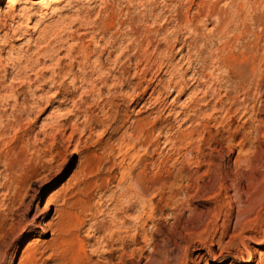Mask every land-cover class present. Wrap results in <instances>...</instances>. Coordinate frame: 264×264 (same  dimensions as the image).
I'll return each instance as SVG.
<instances>
[{
    "label": "rangeland",
    "instance_id": "1",
    "mask_svg": "<svg viewBox=\"0 0 264 264\" xmlns=\"http://www.w3.org/2000/svg\"><path fill=\"white\" fill-rule=\"evenodd\" d=\"M40 1L0 0L8 264H264V0Z\"/></svg>",
    "mask_w": 264,
    "mask_h": 264
},
{
    "label": "bare ground",
    "instance_id": "2",
    "mask_svg": "<svg viewBox=\"0 0 264 264\" xmlns=\"http://www.w3.org/2000/svg\"><path fill=\"white\" fill-rule=\"evenodd\" d=\"M15 0H8L9 3L14 2ZM47 2L48 0H41L40 4H43V2ZM26 2V1H24ZM198 14H202L203 13V9L202 6L200 4H198V10H197ZM1 15L3 17H9L10 14H8V12H3L1 13ZM206 16L211 17V14L209 12H207ZM221 22L217 21L216 25H220ZM196 29L197 25H196ZM58 34V33H57ZM48 38H46L44 41H39V43L41 42H46L47 43ZM49 42L46 44L44 49H38V50H43L45 51V53H50V52H54V48L49 46ZM35 62H32V64ZM58 64V63H57ZM96 70V69H95ZM99 71H97L96 73H98V79H92V76H88L85 75L81 80L84 83V88L91 90L92 88L95 87V85H97L98 83H105L107 82V76H103L104 72L102 71V69H98ZM54 70L51 69V72H53ZM40 76H36V78L34 79L35 82L39 81ZM249 203V202H248ZM251 203V201H250ZM115 220V225L118 224L117 222H120V226L118 227V230L115 232V234L112 236V238H110V240L108 241L107 248L102 250L103 255H107V256H112L114 254V252H116L118 250V247H114V243H120V244H126V243H130V244H136L138 242V234L135 232L136 229H134V233H129L128 229H123L124 224L127 222L126 219L121 220V218L119 216H115L114 218ZM5 221L4 220H0V231L5 228ZM141 230H144L143 226H140ZM4 240H2L0 242V264H8L9 261V257H10V253H9V248H11L10 245V241H9V236L5 235L3 236ZM260 244L264 243V238H260ZM32 247V243H29L28 246L26 247V250H29ZM98 250L93 249V252H97ZM255 259V256L253 254H250V256L248 257L247 262H253Z\"/></svg>",
    "mask_w": 264,
    "mask_h": 264
}]
</instances>
